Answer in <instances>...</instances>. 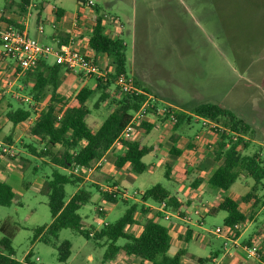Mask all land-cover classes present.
<instances>
[{
    "label": "rangeland",
    "instance_id": "1",
    "mask_svg": "<svg viewBox=\"0 0 264 264\" xmlns=\"http://www.w3.org/2000/svg\"><path fill=\"white\" fill-rule=\"evenodd\" d=\"M8 1L12 3L19 0ZM47 1H49L51 8L54 6L62 7L70 14H74L78 9L77 0ZM91 1H94L97 7L98 5L101 7L99 8L100 13L116 16L126 26L128 32L120 34L121 31L119 30L111 32L109 35L113 37L123 36L127 44V71L129 74H135L138 79L142 78L145 85L152 86L160 92L170 89L177 93V90H181L186 96L190 94V96L195 97L197 92L202 93L203 97L197 98L199 104L224 102L239 105L241 108L243 105L245 107L256 106L261 100L264 102V13L256 16L248 14L242 17L240 12L243 8L232 2L225 5H215L212 0ZM182 4L189 7L190 11L187 12ZM46 28L51 29L50 26ZM30 29L33 37L32 34L36 28L31 22ZM82 30L76 28L80 34L84 33ZM84 37L86 38V35ZM51 45L54 46L53 43ZM84 50V53L87 54V46ZM49 58L51 63L55 61L54 57ZM112 62L113 59L111 58L104 61L101 65L102 69H112ZM90 79L91 82L87 86L96 89L97 78ZM2 84L5 93L0 90V101L4 100L8 94L7 90H10L7 99L16 109L18 103L11 98L10 94L13 91L17 92L18 87L16 85L11 87L10 81H3ZM81 85L82 82L76 78L74 81H69L66 92L68 98L65 99L69 102H75ZM117 90V86H112L110 88L111 95L115 99H121L122 93ZM101 93V91L95 90L93 97L87 103V106L92 110L88 123L94 128L106 118L113 105L111 99L101 103L96 109L95 105L99 101ZM155 94L157 97L159 96L157 93ZM159 100L161 103L164 102V105L168 104L161 99ZM18 102L27 103L21 99ZM157 103L161 107L164 106L160 102ZM4 105L0 107V124L2 118L6 116ZM57 107L60 108L61 104H58ZM28 108L34 112V115H32V119L22 124L18 131L23 140L18 141L16 145L13 144V147H8L9 142L7 141L5 147H1L2 152L3 149L8 151L6 152L8 155L6 160L13 163L15 161L19 165H16L15 170L10 172L12 176L10 184L16 193L14 204L11 207L0 205V239L4 236H11L15 250L14 258L21 261L29 253H32L33 264H126L125 261H106L107 246L103 241L87 239L72 229L63 230L58 239V243L68 240L72 244V253L66 262L59 260L58 250L54 245L46 244L40 239L34 241L35 229L50 224L52 220L48 198L42 193V190L46 181L52 178L55 167L31 155L23 145V142L39 144V140L32 138L30 129L35 123V117L44 107L34 103ZM261 119H264V116L261 115L259 120L261 121ZM255 127L254 138L260 136L262 130V126L257 123ZM261 140L262 145H258L254 142L250 143V137L246 139L250 146L249 152L258 153L264 160V138ZM116 155L113 153L109 155L106 161L107 166L112 158L116 159ZM23 157L25 159H22ZM151 161V157L144 159V163L149 166L148 170L142 174H137L138 177L135 182L130 178L123 182V190H127L130 195H133L135 190L142 192L157 183H166L164 168L158 167L153 170L150 167ZM62 171L70 173V170ZM76 173V175L81 174L82 177L85 174L80 171ZM27 183L30 186L26 187ZM109 185L111 187L114 184ZM240 185L241 181L239 180L231 190L238 192ZM87 188L93 193V203L86 205L80 211L85 226L102 227L105 224H114L125 214L128 207L121 200L116 205L99 203L97 190ZM66 190L70 195L74 192L75 187L68 185ZM224 195L229 196L230 194ZM97 203L102 205L104 212L106 211L103 221L95 213ZM197 203L199 206L201 201H197ZM256 208L257 212H261L258 217L259 220L264 215V202H261ZM204 217L205 230H203V234L210 239L211 244H205L202 247V243L199 242L200 244H198L197 240L194 239L188 245L190 254L203 258L207 257L213 248L220 246L223 242L222 237L212 235L209 231L221 228L223 235L227 233V229L224 227L226 212L220 211L215 215L207 216L204 212ZM255 223L261 228L264 222L259 221L257 223L255 221ZM2 228L4 229L2 230ZM259 233L263 232L259 231ZM124 242V240H120L118 245H122ZM260 242H255L253 246L262 253L260 257L262 259L264 257V242Z\"/></svg>",
    "mask_w": 264,
    "mask_h": 264
},
{
    "label": "trees",
    "instance_id": "2",
    "mask_svg": "<svg viewBox=\"0 0 264 264\" xmlns=\"http://www.w3.org/2000/svg\"><path fill=\"white\" fill-rule=\"evenodd\" d=\"M31 0H21L19 10L22 14L27 13ZM83 4L85 0H78ZM215 5H225L230 2L243 8L240 16L245 17L261 15L264 13V0H212ZM97 13L96 22L90 33L88 55L98 63V58L107 55L113 59V71L107 74L106 78H97L96 89L83 87L77 95L78 106L66 109L64 116L58 120V104H65L66 99L58 94L61 85V77L66 70L63 65L54 63L49 65L43 59L35 69L30 71V77L35 80V85L29 90L33 95L35 102H42L48 96L51 97L49 105L43 109L30 129L32 136L39 140V144H28L25 148L40 159L49 160L54 166L52 178L48 179L44 185L42 193L48 198V206L51 212V223L35 229L34 241L40 239L46 244H52L58 250L59 260L66 262L71 256L72 244L65 240L58 243L59 234L65 229H72L87 239L103 241L107 246L105 254L106 261H114L122 251L128 256H133L149 264H182L183 257L187 254L184 249L179 250L174 256L170 255L172 248V236L170 229L159 223L157 219L146 218L144 220V230L140 236H135L127 231V228L136 223L135 214L140 209L136 203H127L128 208L125 214L114 224L104 225L101 229L87 227L84 225L79 211L90 204L93 199V193L88 188L79 189L71 198H68L66 187L72 185L79 186L83 182V177L74 172L78 168L84 174L90 168L101 160L112 148L115 141L119 138L123 130L131 122L133 115L139 111L147 97L145 95L121 94V99L113 98V105L106 118L95 128L90 127L87 118L92 110L87 106L88 101L93 97L95 90L101 91V97L95 108L101 103L109 100L108 93L112 86H117L116 81L120 75H128L127 71V44L122 38H113L106 32L102 26V17L100 9L94 7ZM264 18V17H263ZM14 25L13 23H9ZM65 44H67L65 42ZM62 46L61 44H59ZM134 79V78H133ZM137 86L141 84L135 80ZM117 91H120L117 87ZM149 93L148 91H146ZM121 93V92H120ZM119 97V96H116ZM186 114H177L178 122L174 124L176 129L184 122H190L194 117L208 119L222 125L217 133L221 136V141L217 143L214 149L217 159H224L221 166L212 173L209 178V185L212 188L228 191L240 178L241 175H247L254 181L251 192L241 200H233L226 197L212 212L218 213L224 211L227 217L224 225L227 228L241 224L239 230H234V237H238L241 230L249 221L251 216L246 215L240 209L241 202L254 201V208L264 202V195L261 201L257 197V192L263 186L264 181V160L258 153L247 155L243 151L249 147L247 137L255 139L256 131L238 115L214 103H204L197 105H188ZM34 112L28 107H19L7 113L8 120L14 127L28 121ZM147 131H151L154 125L141 123L140 125ZM236 138V139H235ZM7 142V141H6ZM9 142V141H8ZM127 151L124 156H119L116 160V166L121 168L130 164L137 174H142L147 170V165L143 162L144 157L153 152L152 147H148L138 141H122ZM56 149L58 151H56ZM172 154L177 155V151ZM6 153L0 150V162L2 158L7 157ZM61 169L70 170V173H64ZM169 178V173H166ZM30 186L28 183L26 187ZM114 186H117L114 184ZM197 186V184H196ZM89 188H97L91 185ZM103 202L117 203L118 198L123 192L118 188L117 191L103 192L100 190ZM16 193L12 186L6 182L0 181V205L11 207L14 204ZM145 201L151 200L160 204L167 201L168 208L177 210L181 207L177 200L171 197V192L162 184H157L148 189L143 196ZM146 217L148 211L142 209ZM99 214L103 215L98 209ZM264 214V213H263ZM120 240H124L123 245H118ZM264 248V246H263ZM15 250L11 236H4L0 239V264H33L32 253H29L23 261L14 258ZM264 262V257L261 263ZM200 264H209L208 259H199Z\"/></svg>",
    "mask_w": 264,
    "mask_h": 264
},
{
    "label": "crops",
    "instance_id": "3",
    "mask_svg": "<svg viewBox=\"0 0 264 264\" xmlns=\"http://www.w3.org/2000/svg\"><path fill=\"white\" fill-rule=\"evenodd\" d=\"M15 2L9 3L8 0H0V24L5 25L13 23L16 25V27L26 28L31 35V22L36 28L32 35L40 43L45 45H51V43H53L54 45H69L70 43H74V45H76L77 48H80L82 52L85 51L84 48L87 46L88 54V51L90 50L89 31L92 30L94 25L93 19L96 15L95 9L81 7V4L78 2L77 11L74 14H70L67 13L66 10L62 7L54 6L53 8H51L49 1L47 0H31L30 6L27 8V13L22 14L19 10L21 0L16 3ZM182 6L185 7V4H182ZM98 8L101 7L98 5ZM185 8L187 12L190 11L189 7ZM47 26H50L51 29L48 30L46 28ZM40 27H42L43 29L41 30ZM76 28L83 29L82 31L84 33L80 34L78 31H76ZM124 32L126 33L128 32V30L123 24V28L121 29L120 34H124ZM85 35L86 38L84 37ZM113 38L124 39L122 35L120 37ZM65 42L67 44H65ZM49 59L50 58L46 59V61L49 65H53L55 61L51 63ZM108 59L109 58L107 55L100 56L98 58V65L103 68L101 66L102 63L104 61H108ZM108 71H113V68L110 70L108 69ZM30 72L32 71H23L12 60L6 58L2 54L0 44V90H3V81H10L11 87H13L14 85L18 87L17 92L13 91V93L10 94L11 98L17 101V108L32 106L35 103L38 105H42L44 107L43 109H45L49 105L51 97L48 96L42 102L34 101L33 95L29 93V90L32 89L35 85V80L30 77ZM128 75L137 80L141 84L142 89H144L145 91H148L155 97H157L155 94L157 93L160 96H158L159 99L167 102V105L172 107L177 112V114L188 115L189 112L187 111L186 107L191 104H199L198 100L200 99V97H203V94L199 92H197L195 97L193 95L190 96V94L189 96H186L185 93L181 90H177V93H174V90L170 89H165L160 92V90L158 91L156 88H152L150 84L149 85L151 87L145 85V81H143L142 78H136L135 74L128 73ZM75 78L82 82L81 89L85 86L88 87L87 85L91 82V79L86 78L82 73L64 72L61 77V85L58 89V94L61 97L68 98V96L66 95L68 82L71 80L74 81ZM92 89H94V87H92ZM3 91L5 93V90ZM153 91H155V93H153ZM10 92V90H7L8 94ZM108 93L110 95L109 100L113 99L110 89ZM8 94H6V97L2 102L0 101V107L5 104L4 106L6 108V116L2 118V123L0 124V150L1 147H5L6 141H9L8 147H13V144L16 145L18 141L22 139V137H20V135L18 134V131L21 128V125L25 123L23 122L14 127L8 120L7 113L11 110L17 109H14L11 102L7 99ZM198 97L199 99H197ZM19 99L27 103H20L18 102ZM159 99L158 101L160 102V104L164 105V102L161 103ZM215 103L235 112L238 117L243 119L254 129H256V123L261 125L262 130L260 131V136L251 140L250 143L254 142L258 145H262L261 139L264 138V119H261L260 121L259 118L261 117V115L264 116L263 100H261L260 103L256 106L245 107L243 105L241 108L239 107V105L226 104L224 102ZM62 106H66V108L78 106V101L77 99L75 100V102H69L68 100H66L64 105L61 104V107ZM158 106L161 107V105ZM40 113L37 117H35V121L39 117ZM193 117L194 118L190 122L186 121L176 129V127H174L175 125L172 124L167 117L163 118L162 116L160 117L156 114L151 115L146 119L145 123L154 125V128L151 131H147L140 125L135 126L133 138L131 140L141 142L142 144L153 148V152L150 155L146 156L152 158L150 167L153 170H156L158 167L164 168V177L166 183L157 184H162L164 187L168 188L171 192V197L175 198L178 204L181 205V207L177 210L169 208L174 215L172 216L171 220L167 221L163 219L162 207L160 205L161 203L157 204L151 200L145 201L143 199L144 193L151 187L142 192L135 190L133 195H130L127 190H123V182L127 181L129 178L135 182L138 177L137 173L132 169V166L130 164H126L121 168L116 166L117 158L119 156H124L127 151V148L123 144V142L114 143L107 154L101 160L96 162V164L93 166V171L86 172L84 174L83 182L79 186L75 187L74 192L68 195V198H71L79 189L83 187L87 188L91 185H96L99 187V190L95 188L99 194L97 199L98 202L102 204L105 203L116 205L117 203L103 202L100 192V190H103L106 186H110L109 184H116L117 187L123 192V195L118 198V201L121 200L122 203L127 207V203H136L140 208L135 214L136 223L129 226L127 228V231L131 234H134L135 236H140L144 230V220L146 218L157 219L159 223L165 225L170 229L172 236V248L170 250V255L174 256L181 249L187 251V254L183 257L182 264H200L199 259H208L210 260L211 264L213 260H215L217 264H264V262L261 263V259L257 260L250 257L249 253L246 250L248 247H253L254 243H257V241L258 243L260 241V243L264 242V223L262 224L263 227L261 228L255 223V221H257V223L259 221L264 222V215L258 220L261 212H257V208H254V201L248 203L241 202L240 204L241 211H243L246 215L251 216V218L249 219V221H247V223L241 230L240 235L238 237H233L235 244H232L228 247V249H225L224 243L226 242V238L224 237V235L215 234L214 231L217 229L216 228L213 231H209V233L223 238V242L220 244V246L213 248L210 254L205 258L196 257L194 254L189 253L188 245L194 239L197 240L196 242L198 244H200L199 242H201L202 247H204L205 244H211L210 239L206 237L205 234H203V230H205L204 212L206 216L215 215L216 213H213L212 211L217 208L221 201L226 197H229L236 201L241 200L244 196L248 195L251 192L254 186L253 179L243 174L237 180L241 181L238 192H233L231 190V188L237 183V181L228 191H222L220 189L214 190L212 189V187H210V176L217 169V167L221 166L224 162L223 158L217 159L214 153L215 146L221 141V136L219 133H217V131L218 129H222V125L218 124L219 128L214 129L212 125H204V121L202 118L196 117L194 115ZM30 119H32V117ZM32 138L34 140H38L34 136ZM28 144L29 143L23 142L24 147ZM173 151H177V155L172 154ZM249 151L250 146L246 150H244L243 153L247 155H251L254 153V151L253 153H250ZM112 153L117 154V157L116 159L112 158L107 166L106 161L108 160L109 155ZM146 157H144V159ZM6 158L7 157L2 158L0 162V181L10 184L12 178L10 172L14 171L16 168L15 166L19 164H17L15 161L13 163L10 160H6ZM22 159L25 158L23 157ZM41 160L46 164L53 165L47 159L42 158ZM19 168L21 167L19 166ZM148 168L149 166L147 165V170ZM62 170L68 171L67 169H61V171ZM74 173L77 174L76 171ZM166 173H169V178L166 177ZM250 180L252 183L249 182ZM12 188L14 190L13 186ZM227 193H229L230 195L225 196L224 194ZM263 195L264 184L257 192L258 199L262 200ZM215 198L217 199L216 201L214 200ZM197 201H201V204L199 206ZM91 203H93V199ZM99 203L96 204L95 213L99 217V219L103 221V218H105L106 216V211H103V215L99 214V207L103 208ZM141 208L148 211L146 217L143 215ZM195 210L202 211V220L199 219L198 216L194 215ZM177 215H179L180 217L189 215L191 217V221L184 222L182 219H179ZM82 220L84 223L83 217ZM90 227L101 229L103 226L96 227L90 225ZM3 229L4 228H2V230ZM259 231H262L263 233H259ZM119 261H125L126 264H142V261L140 259L133 256H128L122 251L118 254V257L113 262ZM145 264L149 263L145 262Z\"/></svg>",
    "mask_w": 264,
    "mask_h": 264
},
{
    "label": "built area",
    "instance_id": "4",
    "mask_svg": "<svg viewBox=\"0 0 264 264\" xmlns=\"http://www.w3.org/2000/svg\"><path fill=\"white\" fill-rule=\"evenodd\" d=\"M96 6L94 1L85 0L81 7L94 9ZM102 17V26L106 29V32L113 33L115 31H121L123 28V23L121 20L113 15L108 13H100ZM97 19V13L94 16L93 23L95 24ZM94 26V25H93ZM42 30L43 28L40 27ZM91 33V31H90ZM90 36V34H89ZM113 37V36H112ZM0 44L2 49V54L12 60L19 68L23 71H30L35 69L37 65L43 59H48L49 57H54L55 63L59 65H63L66 70L72 71L73 73H82L86 78H106L108 74V70L102 69L98 63L94 60V58L90 57L88 54L82 52L80 48H77L74 43H70L69 45H45L40 43L37 39L33 38L26 28L16 27L14 25L0 24ZM116 85L119 88L120 92L123 94H134V95H145L147 97L146 101L142 105V107L137 111L131 120V122L127 125V127L123 130L119 138L115 141L117 143L122 141H131L133 138V133L135 130V126L141 125V123L145 122L148 117L156 114L157 116L167 117L168 120L172 124H176L178 122L177 114L174 112V109L169 105H164L163 107L158 106V99L147 93L142 87L136 85L134 79L132 77H128L126 75H120L116 81ZM66 106H62L58 108V112L56 116L58 120H61L66 111ZM204 125H212L214 129H218L219 126L215 122H211L208 119H203ZM236 139V138H235ZM3 152H8L6 149H3ZM11 154V153H9ZM76 172L79 171L77 168ZM88 172H92L93 168L87 170ZM117 186H106L103 189V192H112L117 191ZM126 194V193H125ZM162 213L163 219L169 221L171 220L173 212L168 208V204L166 201L162 202ZM101 212H103V208H99ZM177 214V213H176ZM194 215L198 216L199 219H202V211L195 210ZM179 219H182L184 222H190L191 217L189 215H185L184 217H180L177 215ZM241 224H236L233 228H227V233L224 235L226 238V242L224 243L225 249L232 244H235L233 239L234 230H239ZM215 234L223 235V230L221 228H217L214 231ZM247 252L249 256L259 260L262 256V253L256 247H248ZM211 264V263H209ZM212 264H217L215 260H213Z\"/></svg>",
    "mask_w": 264,
    "mask_h": 264
}]
</instances>
